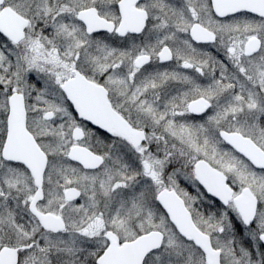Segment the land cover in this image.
Wrapping results in <instances>:
<instances>
[{
  "label": "snow or ice",
  "instance_id": "1",
  "mask_svg": "<svg viewBox=\"0 0 264 264\" xmlns=\"http://www.w3.org/2000/svg\"><path fill=\"white\" fill-rule=\"evenodd\" d=\"M0 264H264V0H0Z\"/></svg>",
  "mask_w": 264,
  "mask_h": 264
},
{
  "label": "rangeland",
  "instance_id": "2",
  "mask_svg": "<svg viewBox=\"0 0 264 264\" xmlns=\"http://www.w3.org/2000/svg\"><path fill=\"white\" fill-rule=\"evenodd\" d=\"M182 185H185L186 187H188L187 182H182L181 186ZM190 191H192V189Z\"/></svg>",
  "mask_w": 264,
  "mask_h": 264
},
{
  "label": "flooded vegetation",
  "instance_id": "3",
  "mask_svg": "<svg viewBox=\"0 0 264 264\" xmlns=\"http://www.w3.org/2000/svg\"><path fill=\"white\" fill-rule=\"evenodd\" d=\"M182 187H186L185 185H182ZM189 190H191L190 188H189Z\"/></svg>",
  "mask_w": 264,
  "mask_h": 264
}]
</instances>
